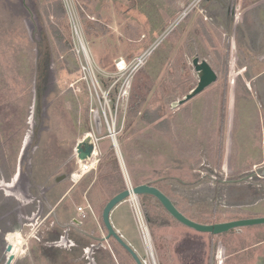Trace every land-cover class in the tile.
Listing matches in <instances>:
<instances>
[{"label":"rangeland","instance_id":"rangeland-1","mask_svg":"<svg viewBox=\"0 0 264 264\" xmlns=\"http://www.w3.org/2000/svg\"><path fill=\"white\" fill-rule=\"evenodd\" d=\"M40 1L0 0V215L12 210L11 218H6L0 224V228L12 229L6 237V242L12 246V251L16 255L13 264H133L114 239L101 240L107 234L101 222L103 207L114 196L115 191L124 190L117 187L116 179L111 186L96 181L98 164L103 157L101 144L109 141L113 147L106 121L102 118L95 121L92 114V111L102 113L103 108L99 100L104 103L101 95L106 96L107 93L112 115L106 113V118L111 129V119L116 120L114 131L118 147L117 150L113 147V150L125 187L154 183L185 217L199 224L220 223L233 215L248 217L252 211H264V199H259L254 205H248L246 202V206L232 210L225 207L223 209L225 211L216 210L213 203L209 207L203 201L196 202L192 207L188 204L192 199L203 194L208 197L216 195L217 190L224 191L225 197L233 196L228 194L229 189L225 188L226 186L218 185L221 177L218 179L216 177L215 184H212L213 188L204 186L200 191L194 188L195 185H190L191 187H187L189 197H179L182 189L174 178L179 176L183 179L187 177L186 180L191 179L192 173L189 168L193 163L197 164L196 168L202 166L204 162L201 157H204L208 164L212 161L217 166L219 160L221 162L227 156L231 167L236 163L240 167L243 166L245 174L240 175L236 182L242 185L247 181L253 187L259 185L260 188L255 190V197H264V179L248 177L253 171L258 170L252 168L251 163L264 161V104L263 101L260 102L264 97L260 88H256L258 92L255 93L253 84L250 86V83L259 86L255 82L264 72V61L259 57H252L250 61L249 58L242 57L237 60L239 66L236 67V58L228 59L229 69L225 78L223 75L222 77L229 82V93L231 94L233 82L240 81L244 86H250L251 96L255 98L237 93L239 95L234 97L233 115L231 107V118L224 119L222 140L217 133L221 110L216 100L204 101L203 94H200L186 103L184 111L183 108L178 110L180 107L173 108V102L167 107L162 76L156 74L158 68L154 63H149V58L133 76L121 75L116 70L117 63L123 61L128 65L153 44V41L138 42L124 37L122 39L121 36L122 32L129 33L131 29H137L136 33H143V30L136 26L151 23V18L156 14L151 8L145 12L141 9L136 17L130 14L127 20L123 16L122 18L116 16L110 5L102 1L103 3L100 2L96 8L99 12L98 19L104 23L97 21L94 24L100 25L106 32L100 34L102 31L97 30V33L95 31L87 38L80 16V11L84 12L85 20L88 15H92L87 11L89 8L87 0H61L77 66V71L62 75L54 62L52 42L47 37V24L41 12ZM258 1L248 0L250 8L259 3ZM153 2L160 4L157 8L163 7L161 5L163 0ZM248 18L251 20L257 18L264 25V8L253 11ZM73 22L77 24L83 43L89 51L92 77L98 84L95 88H92L89 78L84 79L80 71L83 58L75 54L78 43L72 32ZM10 51L17 54V57H14V65L20 68L17 59H22L24 64L29 66L20 72L13 68L10 70L9 60L12 58ZM222 61L223 57H217L214 62L217 72L222 69ZM70 66L71 68L73 66L71 61ZM231 66L234 71L230 70ZM241 66L248 68L244 76L238 75L244 73ZM127 78L130 80L128 100L117 103L116 108L117 94ZM158 94L165 100L163 107ZM230 94L227 114L230 112ZM138 99L143 102L139 115L142 113L145 117L156 115L158 118L156 123L164 122L161 130L154 128L156 123L147 124L139 121V118L133 127L126 130L128 109ZM35 100L36 107L33 105ZM24 107L27 111L26 117L20 114ZM32 114L35 117L32 118ZM85 116L88 128L84 123ZM86 133L98 141L97 155L91 159L93 164L88 171L84 167L89 165L90 161L88 160L87 164L78 163L74 154V147ZM220 140L223 141V145H220ZM23 144L25 148L21 152ZM263 166L264 162L260 167ZM180 167L182 171L179 170ZM221 167L222 165L220 169ZM201 169L206 171L208 176L211 175L208 168L202 166ZM17 171L19 177L17 176L14 182L17 184L12 187L14 183L10 184V181ZM73 174H76L74 179ZM62 175L66 177L60 178V181L64 180L63 183L70 188V193L63 195L59 204L53 203L56 207L52 208L51 212L58 214V217L52 216L43 201L33 200L24 206L23 199L17 201L13 198H36L39 194H42V198L44 187L39 186L40 183L47 186L44 181L50 177L47 183L53 184L55 178ZM169 184H172V187H169ZM22 186L26 187L25 193L21 191ZM235 190L240 191L238 187ZM194 193H199L198 197L192 196ZM5 195L13 196L2 203ZM236 195L243 196L240 193ZM136 199L138 207L134 208L128 198L112 211L110 220L115 230L135 251L143 264H221L222 259L223 264H264V245H254L247 250L241 249L264 238L262 237L264 225L211 236L179 224L165 214L163 208L152 204V208L149 209L150 217L153 218L152 231L147 225L140 196ZM78 207H87L85 217L77 214ZM64 209L68 211L65 217L60 215ZM32 210L35 214L34 220L28 221L24 214L31 213ZM74 219L81 224L73 222ZM141 223L146 228L142 229ZM77 229L90 236L80 233ZM249 229L256 231L248 234L252 231ZM144 230L148 231L146 237L148 242ZM237 231L242 232L239 234ZM152 232L154 233L151 234ZM1 238L0 264H4L6 242ZM234 247L237 254L227 258L229 249Z\"/></svg>","mask_w":264,"mask_h":264},{"label":"flooded vegetation","instance_id":"flooded-vegetation-1","mask_svg":"<svg viewBox=\"0 0 264 264\" xmlns=\"http://www.w3.org/2000/svg\"><path fill=\"white\" fill-rule=\"evenodd\" d=\"M102 1L110 5L111 11L116 16L121 18L123 16L127 20H129L128 16L130 14V16L134 15L136 17L141 9L145 12V10L151 8L156 13L151 18V23L136 26L141 28L143 33H136L137 29H131L129 33L122 32L121 36L122 39L124 37L138 42L153 41L149 63H154L158 68L156 74L162 76L163 89L166 91L165 105L167 107L172 102L173 105L175 102L180 101L198 85L199 77L196 65L202 61L209 65L216 74L217 80L198 95L203 94L204 101L216 100L219 102L221 117L217 133L220 139H224L225 117L230 119L233 115L234 97L239 95L237 93L255 98L251 96L250 86L253 84L254 92L257 93L258 89L256 88H260L264 97V72L260 74L259 79L255 82L259 84L258 87L254 83H250V86L247 87L240 81L233 82L231 94L229 93V82L227 83L222 77L223 75L225 78V74L228 72V59L230 57L236 58V67L239 66L237 60L242 57L249 58V61L252 57H259L264 61V25L257 18L252 20L248 18V15L252 14L253 11L264 8V0H259V3L253 5L252 8H250L248 0H163L162 8H157L160 4H155L153 0H87L89 3L87 11L92 14L87 16L86 20L88 22L93 24L97 21L103 22L98 19L99 12L96 8L100 2L103 3ZM128 36L131 38H128ZM219 47L221 51H219ZM217 57H223L220 72H217L214 68ZM241 69L244 73L239 72L238 75L244 76L247 74L248 68L246 66H241ZM232 70L234 71V69ZM239 90L241 91L239 92ZM229 94L231 97L230 112L227 114ZM158 99L162 100L161 107H163L164 98L158 94ZM260 102L264 104V98ZM186 103L180 105L178 110L183 108L184 111ZM186 111L188 110L186 109ZM188 115H190V111ZM222 140L219 141L220 145H223ZM152 185L155 186L154 183ZM26 218L28 219V217Z\"/></svg>","mask_w":264,"mask_h":264},{"label":"water","instance_id":"water-1","mask_svg":"<svg viewBox=\"0 0 264 264\" xmlns=\"http://www.w3.org/2000/svg\"><path fill=\"white\" fill-rule=\"evenodd\" d=\"M42 67L43 65H41L40 71H42ZM196 70L198 72V77H199L198 85L195 87L193 91H191L186 96H184L180 101L175 102L172 105L173 108L179 107L180 105L186 103L187 101H189L190 99L201 93L207 86H209L210 84L214 83L217 80L216 74L204 61L196 65ZM36 104H37V100L34 101L33 104L34 107H36ZM33 117H35V115H33L32 118ZM24 148L25 145L23 144L21 152L24 151ZM93 151H94V144L91 136L88 133H86L83 136L82 140L78 142L74 147V154L76 156V159L80 162L90 160L92 158ZM18 175H19V171H17V173L13 176V178H17ZM251 176H256L258 179H264V166L259 167L256 172L253 171L249 177ZM65 177H66L65 175H62L61 177H56V181H60V178H65ZM13 178L11 179L10 184L16 182L15 180H13ZM13 186H15V183L14 185H12V187ZM132 195L135 197L150 196L154 198L160 204V206L165 210V212L176 222L196 232L207 233L211 236H218L220 234H225L236 229L264 225V216L256 217V218L237 219V220H231L220 223H210V224L195 223L194 221L185 217L176 208L173 201L164 193H162L159 189L153 186L152 183L139 184L133 187L132 185L131 187L126 185L124 190L118 192L113 197H111L103 207L101 213V222L107 234L101 240L107 241L110 238L114 239L118 243V245L121 246L130 255V257L133 259L135 264H143V263L141 262L135 251L122 239V236L119 235L118 231L115 230L110 220V215L112 211L119 204L126 201ZM51 214L53 217H56L54 212H51ZM73 222L77 223L78 225L81 224L75 219L73 220ZM71 226L74 225L71 224ZM77 230L86 236H90L79 229ZM5 254H6L5 255L6 258L4 264H12L15 255L12 251V246L9 243L5 247Z\"/></svg>","mask_w":264,"mask_h":264},{"label":"crops","instance_id":"crops-1","mask_svg":"<svg viewBox=\"0 0 264 264\" xmlns=\"http://www.w3.org/2000/svg\"><path fill=\"white\" fill-rule=\"evenodd\" d=\"M224 152H225V150H224ZM206 153H209V152H206ZM226 155H227V153H226ZM201 158L203 159L202 162L208 164V161H205L204 157H201ZM179 160H181V159H179ZM262 162H264V161H262V160H259V162L256 161L254 163H251V166H252V168H259L261 166ZM203 164H202V166L205 167V168H208V172L212 176L211 175L208 176L206 174V171L201 169L202 166H200L199 168H196L197 164L195 165L193 163V164H191V167L189 168L190 172L192 173V178L191 179L186 180L187 177H185V179H183V177L180 178L179 176H175L174 177L176 179L177 185L180 187V189H182L179 192V197H189L187 187H191L190 185H195L194 188L197 189V190H200V191H201V189L203 190L204 186H206L207 188H213L212 184H215L214 180H216V177H217V179H218V177H221V179L218 182V185L226 186L225 188L229 189L227 191L228 194H231L233 197H225L226 193H224V191L223 192L222 191L218 192V190L215 193L216 195H212V196L210 195L209 197L207 195H204V194L201 197H198L199 193H194L192 196H195V197H198V198L192 199V202L188 203L192 207L194 206V204L196 202L203 201V202H206V204H208L209 207H210L211 203H213L215 205V207H216V210L219 209L221 211H225V210H223L225 207L228 208L229 210H232V208L246 206V202L249 203L248 205H254L255 203H257V201L259 199H264V197H255V190L257 191L260 188L259 185H256V187H253L252 185H250V183H248L246 181L245 183L242 184V185H245V186H242L238 182H236L237 181L236 179L240 175L245 174L243 172V168H242L243 166L240 167L236 163V165L231 167V165H229V163H228L227 156L221 162L219 160L217 166H215L216 163L213 164L212 161H210V164H208V165H203ZM220 165H222L221 169H220ZM179 170L182 171L183 169L180 167ZM200 171H204V173H201ZM220 171H221V173H220ZM249 172H251V170ZM213 176L215 177V179H213ZM48 178H50V177H47L45 179V181H44V183L47 184V186H44L43 183H40V185H39L41 187H44V193L42 192L44 194L43 195L44 197L42 196V198H41L42 194H39V195H37L36 198L35 197H25V198L13 197V198H15L17 201H18V199L19 200L23 199L24 200V206H27L33 200H37V202L43 201V202H45L46 208L48 210L50 209V213H51V209L56 207L55 206L56 204L60 203V200L63 198L62 196L65 195V194L70 193V188L65 183H63L64 180H62V181H55L54 180L55 182L53 184L52 183H47ZM53 178H54V176H53ZM41 179H43V177H41ZM51 179H52V177H51ZM198 180H199L200 183L198 182ZM205 182H207V183H205ZM16 184L17 183H15V185ZM173 184H174V182H173ZM168 186L172 187V184H169ZM236 187L239 188V190H240L239 192L235 190ZM20 188H21V191H23L25 193L26 187L22 186ZM231 190H233V191H231ZM229 191H230V193H229ZM181 192H183L185 194H183ZM195 192H197V191H195ZM237 193H240L243 196L242 197H237V195H236ZM10 196H13V195H5V197H3V199H2V203L7 202L8 198H10ZM208 202H210V204ZM53 203H56V204L53 205ZM29 211H31V209ZM32 212H33V210H32ZM32 212L31 213L26 212L24 214V216H26V217L29 216L30 217V218L28 217V219H27L28 221L29 220L30 221L34 220L33 217H35V214L32 213ZM67 212H68L67 209L66 210L64 209L63 213H61L60 215H63V217H65L66 214H68ZM11 214H12V210H9V211L7 210V211H5L4 214H1L0 215V224L6 218L10 219L11 216H12ZM56 215H57L56 217L59 216L58 214H56ZM263 216H264V211H252V212H250V216H248V217L247 216L237 217V216L233 215V216L229 217V219H227L225 222L231 221V220H237V219L256 218V217H263ZM227 217H228V215H227ZM238 230H240V229H238ZM249 230H252V231H250L248 234H251L252 232L256 231L255 229H249ZM11 231H12V229H9V228H7V229L0 228V237H2L1 239L6 242V237H7L8 234L11 233ZM241 232L242 231H237V233H239V234H241ZM257 232H261V231H257ZM257 232L255 234H257ZM262 237H264V235ZM1 243L2 242H0V245H1ZM236 243L238 244L237 240H236ZM7 244L8 243L6 242V245ZM254 245L263 246L264 245V238H262L260 241H258L257 243H255L253 245H249V246H246L245 248H241V249L247 250V249H250L251 247H253ZM235 247H236V245H235ZM235 247L232 248V249H229L230 252L227 253V255H226L227 258L234 257L237 254ZM221 259H222V255H221ZM14 260H16V255H15ZM13 262H12V264H13ZM221 264H223V259L221 261Z\"/></svg>","mask_w":264,"mask_h":264},{"label":"trees","instance_id":"trees-1","mask_svg":"<svg viewBox=\"0 0 264 264\" xmlns=\"http://www.w3.org/2000/svg\"><path fill=\"white\" fill-rule=\"evenodd\" d=\"M40 7H41V12L44 14V20L47 24V37L50 39V42H52V54H53L54 62L56 63L57 68L62 75L72 74L73 72L77 71V66L72 53L73 43H72L71 34L69 31L66 13L62 1L41 0ZM80 16L82 18V25L87 38L91 37V35L95 31L97 33V30L100 32L102 31L100 34L106 32V30L102 29L100 25L86 21L83 11L82 12L80 11ZM10 52L12 53V55H10L12 58L9 60V64L10 63L11 64L10 65L7 64L10 66V70L13 68L16 71L20 72V70H24V68L29 66V64H24L22 59L21 60L17 59L21 65L20 67L21 69L18 68L16 65H14V57H17V54H15V52L13 51ZM70 61L73 64L72 68L70 66ZM6 68L9 67L6 66ZM247 79L250 80V77L247 76ZM11 82L12 81H10V83ZM27 84H29L28 81ZM20 86L22 87L23 84H21ZM142 106H143V102L142 100L139 99L130 106L127 113L126 130L133 127L134 124L137 123L136 122L137 118H139V121L146 122L147 124L156 123L158 119L156 115H150L148 117H145L144 113L139 115ZM20 114L22 117H26L27 111L25 110V107ZM84 123L86 128H88L86 116ZM163 124L164 122L156 123L154 124V128L157 130H161ZM101 149L103 152V157L98 164V168L96 171L98 177L96 181L100 182L103 185L111 186L112 182L116 179L118 185L117 187H119V189H125L124 180L113 147L111 146L109 141H106L101 144ZM116 193H118V191H115L113 195H115ZM140 199L142 202L143 212L146 216L147 225L149 226L150 230L152 229L153 231V218L150 217L151 215L149 213L150 212L149 209L152 208V204H156L157 206H159V208L162 207L154 198L150 196H140ZM163 212L167 214L164 210ZM153 233L154 232H152L151 234ZM122 250L124 251L125 255L130 258L131 262L135 264L133 259L129 256V254L124 249Z\"/></svg>","mask_w":264,"mask_h":264},{"label":"built area","instance_id":"built-area-1","mask_svg":"<svg viewBox=\"0 0 264 264\" xmlns=\"http://www.w3.org/2000/svg\"><path fill=\"white\" fill-rule=\"evenodd\" d=\"M72 32H73V35H74V39L78 43V48H76L75 54L78 57H80V58L82 57L83 58L81 63H80V71L84 75V77H85L84 79L88 80V78H89V82H90L92 88L93 87L95 88V86L98 85V84H97L96 79L94 77H92V74H93V72H92V62H91V59H90V56H89V51L87 50V48L85 49L86 46L83 43V39L81 37L80 31H79L78 26H77V24L75 22H73V25H72ZM152 49H153V46L151 45L150 47L145 49L144 52H142L140 55L138 54L133 59V61L131 63H129L128 65L125 62H123V61L117 63L116 64V70L118 72H120L119 74H121V75H128L129 74V76H133L146 63L147 59L151 55ZM129 89H130V80L127 78L122 83L120 91L117 94V100H116V103H115V107L116 108H117V103H120V102L122 103V102H125V101L128 100ZM101 96H102V100L104 101V103H103V102H101V99L99 100V102L101 103V107L103 108L102 113L99 114L98 111H92V114H93V116L95 118V121L98 120V119L100 120L101 118L106 121L109 138L112 141V145H113L114 149L117 150L118 145H117V141H116V138H115L116 134H115V131H114L116 120H112L111 119V121H112V123H111L112 129H111V126L108 123L107 118H106V113H109L110 115H112L111 108H110V101L108 99V93L106 94V96L104 94L101 95ZM89 135L91 136L93 144H94V151H93V154H92V158H93V157H95L97 155V143H98V141H97L96 138H93V136L91 134H89ZM86 162L87 161H83L82 163L87 164ZM78 163H80V161ZM80 166H81L80 172L82 173V165L80 164ZM88 170H86V171H88ZM75 175L76 174L72 175L73 179L75 178ZM249 179H252V178L250 177ZM129 187H131V186H129ZM131 197H130V199H131ZM86 208L87 207H84V208L78 207L77 208V214L80 217H85V209ZM137 212L139 213L138 209H137ZM141 222H142V220H141ZM141 226H142V229H143L144 224L141 223ZM144 228H146V226ZM147 233H148V231H147ZM218 253H219V251H218Z\"/></svg>","mask_w":264,"mask_h":264},{"label":"bare ground","instance_id":"bare-ground-1","mask_svg":"<svg viewBox=\"0 0 264 264\" xmlns=\"http://www.w3.org/2000/svg\"><path fill=\"white\" fill-rule=\"evenodd\" d=\"M84 47H85V46H84ZM85 49H86V47H85ZM89 161H90L89 165H88V164L85 165L84 169H87V170H88V169L91 168V166H92L93 163H92V160H91V159H90ZM14 180L16 181V178H15ZM9 185H10V184H9ZM130 202L134 205V208H135V207H138V206H137L138 203H137V199H136V197L132 196L131 199H130ZM137 213H138V212H137ZM143 227H144V226H143ZM144 231H145L144 233H145V238H146V237H148V236H147V232H146V230H144ZM146 241L148 242L147 238H146ZM12 249H13V248H12Z\"/></svg>","mask_w":264,"mask_h":264}]
</instances>
